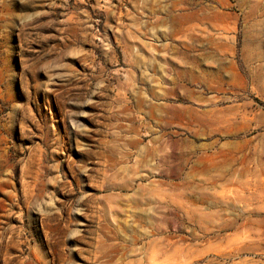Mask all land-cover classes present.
<instances>
[{"label": "rangeland", "instance_id": "rangeland-1", "mask_svg": "<svg viewBox=\"0 0 264 264\" xmlns=\"http://www.w3.org/2000/svg\"><path fill=\"white\" fill-rule=\"evenodd\" d=\"M0 264H264V0H0Z\"/></svg>", "mask_w": 264, "mask_h": 264}]
</instances>
